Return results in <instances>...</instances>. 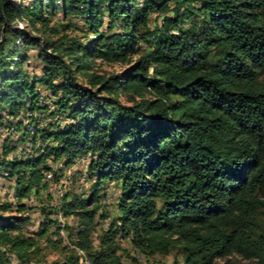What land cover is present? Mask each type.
Wrapping results in <instances>:
<instances>
[{
  "label": "trees",
  "instance_id": "obj_1",
  "mask_svg": "<svg viewBox=\"0 0 264 264\" xmlns=\"http://www.w3.org/2000/svg\"><path fill=\"white\" fill-rule=\"evenodd\" d=\"M12 1L0 0V120L18 132L28 111L35 124L40 85L64 122L23 131L32 149L40 142L33 156L3 147L0 176L15 181L16 202L0 203V264H31L39 251L21 201L47 186L49 159L86 160L89 194H66L58 212L76 220L64 229L88 264H123L120 239L182 264L232 255L264 264V0ZM27 49L39 74H29ZM95 61L126 67L99 76ZM105 183L119 188L118 215L94 246Z\"/></svg>",
  "mask_w": 264,
  "mask_h": 264
},
{
  "label": "rangeland",
  "instance_id": "obj_2",
  "mask_svg": "<svg viewBox=\"0 0 264 264\" xmlns=\"http://www.w3.org/2000/svg\"><path fill=\"white\" fill-rule=\"evenodd\" d=\"M30 0H13L12 2L18 4H28ZM59 3V2H58ZM48 16H51V14ZM61 14L57 13L50 17L51 26H59L61 24ZM156 16H151L150 26L156 23ZM74 24L81 25L77 19H71ZM160 20V19H159ZM24 23H18L17 27L22 28ZM32 36H38L34 31H31ZM21 46L19 44V49ZM27 56L29 57V74H39L40 65L35 59V49H27ZM126 67L122 63H111L95 61L91 64V72L99 76H109L120 73ZM37 92L40 94L38 104L41 106V110H45L43 113L34 112L32 119L34 123L27 120V117L31 114L25 111V117L19 116L17 119L22 121L23 126L20 131L15 130V124L17 121L11 120L4 115L0 120V159L2 158L3 147L15 145V150L8 153V157H30L35 154L36 148L40 147V142L37 141L35 148L32 149V144L29 139L21 141V135L26 129L31 135L36 130L47 129L52 126H61L63 120L59 117L54 118L50 116L53 111L47 95L49 93L40 85L37 86ZM120 101L128 105L125 102L124 97L120 98ZM46 106V107H44ZM47 109V110H46ZM86 160L75 163L69 168H65L62 161L54 162L51 159L47 161V164L51 168V171L46 174L47 186L41 189L38 194L32 190L29 195L21 202L27 207V215L30 216V223L24 227V232L34 237L38 244V253L35 256L34 261L31 264H50L52 262H62L67 254L71 251H75L79 257V264H88L84 259V255L81 251L74 248L73 241L68 237V231L65 230V226L74 227L76 220L72 217L63 218L58 212L61 200L66 194H76L87 196L90 191L92 182L87 180L86 174ZM55 174V177L53 176ZM100 204L102 206L101 211L107 217L104 220H99L100 223L97 232L92 235V241L94 246L97 245V238L100 234V230L107 229L110 222L113 221L117 215L116 203L119 196V188L115 183H105L103 190L100 193ZM15 181H9L6 177L0 176V203L11 202L15 204ZM47 220L53 222V225L48 228L45 236L38 235L40 225L44 224ZM57 228L60 231H57ZM119 244L123 250L129 255H122L123 264H182V259L174 253H171L165 257L162 256H148L132 246L129 239H120ZM133 260V261H132ZM216 264H254L251 261L243 260L238 256H229L221 260H217Z\"/></svg>",
  "mask_w": 264,
  "mask_h": 264
}]
</instances>
